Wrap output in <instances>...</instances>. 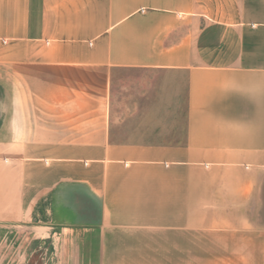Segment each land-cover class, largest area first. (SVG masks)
<instances>
[{"label":"crops","instance_id":"crops-1","mask_svg":"<svg viewBox=\"0 0 264 264\" xmlns=\"http://www.w3.org/2000/svg\"><path fill=\"white\" fill-rule=\"evenodd\" d=\"M0 65V227L43 264H264V0H0Z\"/></svg>","mask_w":264,"mask_h":264},{"label":"rangeland","instance_id":"rangeland-1","mask_svg":"<svg viewBox=\"0 0 264 264\" xmlns=\"http://www.w3.org/2000/svg\"><path fill=\"white\" fill-rule=\"evenodd\" d=\"M152 73L136 70H122L114 77L112 91L114 103L121 106L123 115L128 114L135 105L142 102L138 97V85L146 87V81L152 80ZM151 83V82H150ZM146 103L152 105V98L146 97ZM155 100V99H154ZM182 104V103H181ZM0 105L1 118L7 119L8 108V67L0 65ZM11 230V231H10ZM46 244L39 241L27 240V236L15 229L0 227V264H43L46 261ZM19 251V255H17Z\"/></svg>","mask_w":264,"mask_h":264}]
</instances>
